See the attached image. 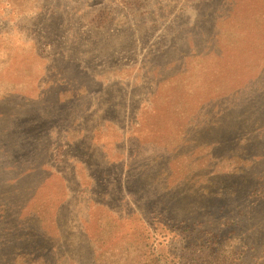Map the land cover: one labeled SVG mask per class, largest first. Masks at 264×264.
I'll return each instance as SVG.
<instances>
[{
    "label": "rangeland",
    "instance_id": "1",
    "mask_svg": "<svg viewBox=\"0 0 264 264\" xmlns=\"http://www.w3.org/2000/svg\"><path fill=\"white\" fill-rule=\"evenodd\" d=\"M261 182L264 0H0V264H264Z\"/></svg>",
    "mask_w": 264,
    "mask_h": 264
},
{
    "label": "trees",
    "instance_id": "2",
    "mask_svg": "<svg viewBox=\"0 0 264 264\" xmlns=\"http://www.w3.org/2000/svg\"><path fill=\"white\" fill-rule=\"evenodd\" d=\"M238 149H241L239 146H238ZM242 155H239L238 154V152L236 153V155H234V156H232V158H230L232 161H233V165H234V167L233 166H230L235 172H236V169L237 168H246L247 167V163L250 161V158L252 159V157H251V152H250V150L249 149H247V147H245V149L243 150L242 149ZM244 166V167H243ZM244 168V169H245ZM241 171H243V170H241ZM241 180V182H242V186L244 185V184H246V182H247V179H246V177L245 176H243V178L242 179H240ZM248 183V182H247ZM257 189H260V190H258L257 191ZM257 191V192H256ZM252 192H256L257 193V198H259L260 200H262V201H264V184H262V182L257 186V188H254L253 189V191ZM256 193H254V195L256 194ZM238 228V227H237ZM233 231H234V229H233ZM257 233V232H256ZM255 233V234H256ZM260 235V234H259ZM254 238L256 237V235H252ZM262 236V235H261ZM231 241H235L236 239L235 238H231L230 239ZM227 245H228V243H222V247H221V251L222 252H225L226 251V249H227ZM242 245L243 244H241V247H242ZM200 245H197L196 246V249H195V251H197V249H198V247H199ZM141 248H143L144 246H140ZM210 246H209V244L207 245V244H204V245H202L200 248L201 249H207V248H209ZM243 247L244 248H246V246L245 245H243ZM195 251H194V253H193V255H195ZM132 252H134V250L132 251ZM241 255V254H240ZM136 256V255H135ZM134 256V257H135ZM128 257H130V254H125V256H124V258L125 259H127V261H126V263L127 264H175V262L173 261L172 263H167L168 261H167V259H166V256H165V253L162 255V254H152V252L151 251H149L148 252V254H145V253H139L138 255H137V259H140V260H136L135 259V261H130V260H128L129 258ZM217 257H218V260L219 261H221V262H223V263H225V257L223 256V254L222 253H218L217 254ZM192 260H188V262H191ZM192 264H198V262H196V261H192Z\"/></svg>",
    "mask_w": 264,
    "mask_h": 264
}]
</instances>
